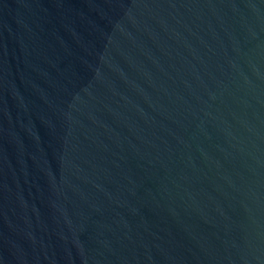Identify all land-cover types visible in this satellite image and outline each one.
<instances>
[{
    "label": "water",
    "instance_id": "obj_1",
    "mask_svg": "<svg viewBox=\"0 0 264 264\" xmlns=\"http://www.w3.org/2000/svg\"><path fill=\"white\" fill-rule=\"evenodd\" d=\"M0 264H264V0H0Z\"/></svg>",
    "mask_w": 264,
    "mask_h": 264
}]
</instances>
